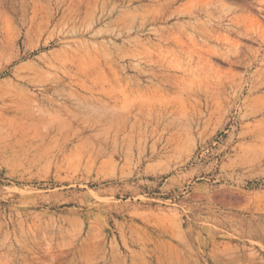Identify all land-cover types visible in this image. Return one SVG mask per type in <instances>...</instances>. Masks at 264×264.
I'll return each instance as SVG.
<instances>
[{
    "label": "rangeland",
    "instance_id": "1",
    "mask_svg": "<svg viewBox=\"0 0 264 264\" xmlns=\"http://www.w3.org/2000/svg\"><path fill=\"white\" fill-rule=\"evenodd\" d=\"M0 264H264V0H0Z\"/></svg>",
    "mask_w": 264,
    "mask_h": 264
}]
</instances>
